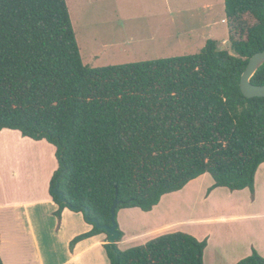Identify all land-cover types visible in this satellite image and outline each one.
<instances>
[{
  "label": "trees",
  "instance_id": "16d2710c",
  "mask_svg": "<svg viewBox=\"0 0 264 264\" xmlns=\"http://www.w3.org/2000/svg\"><path fill=\"white\" fill-rule=\"evenodd\" d=\"M224 5L233 53L208 39L197 53L96 67L83 63L66 0H0V130L55 147L49 193L57 216L88 209L111 225L114 199L117 213L150 211L205 173L214 181L208 191L254 192L264 163V97H246L240 78L264 50V0ZM251 82L264 85V63ZM89 223L70 246L105 233L109 264H204L205 239L175 231L120 249L119 228L110 242ZM236 264L264 257L254 250Z\"/></svg>",
  "mask_w": 264,
  "mask_h": 264
},
{
  "label": "crops",
  "instance_id": "0c3cea01",
  "mask_svg": "<svg viewBox=\"0 0 264 264\" xmlns=\"http://www.w3.org/2000/svg\"><path fill=\"white\" fill-rule=\"evenodd\" d=\"M222 22L225 23L226 19L223 18ZM7 132L21 134L18 130L5 128L0 130V135ZM26 138L49 151L50 164L45 165V182L39 196L15 198L12 196L15 195L14 190L7 191V183L8 175L16 177L18 169L15 166L5 168L6 159L9 162H17L22 157L44 159L45 152L41 148L19 143L7 147L0 140V258L3 264H109L104 247L108 242L105 233L81 239L73 247L70 246L76 236L90 231L93 226L80 211L64 208L60 216L55 214L58 204L49 193L50 180L58 166L55 147L44 139ZM207 174L191 180L173 194L168 193L172 194L171 200L188 207L193 199L197 206L200 204L198 199L201 203L207 202L209 211L206 215L182 216L166 222L154 219L153 224L130 234L124 219L119 216L121 210L128 208H122L116 218L118 228L123 232L122 239L117 242L118 247L129 248V241L142 244L161 231L160 234L168 232L170 226L198 240H206L204 264H236L254 250L264 257V200L260 198L261 188L264 187V163L256 171L253 193L248 188L230 190L227 187L208 191L214 181H210ZM165 195L150 211L145 212L154 214V210L166 199ZM223 204L226 207H222ZM180 211L183 212L182 206ZM156 229L161 231L155 232Z\"/></svg>",
  "mask_w": 264,
  "mask_h": 264
},
{
  "label": "rangeland",
  "instance_id": "374dc122",
  "mask_svg": "<svg viewBox=\"0 0 264 264\" xmlns=\"http://www.w3.org/2000/svg\"><path fill=\"white\" fill-rule=\"evenodd\" d=\"M66 2L83 63L89 66L193 54L199 52L208 39H215L218 48L233 53L227 24L222 22L226 17L224 0H66ZM0 140L6 143L3 145L7 147L19 143L41 148L45 152L44 159L22 157L17 162H9L6 159L5 168L15 166L18 169L16 177L8 175L7 191L14 190L15 195L12 196L21 199L39 196L45 182V165L50 164L49 151L33 144L18 132L0 135ZM207 175L210 181H213L211 175ZM172 194L165 195L166 199L154 210V214H148L138 208L121 210L119 216L124 219L129 233L148 227L154 223V219L166 222L182 216L187 218L191 215L192 217L206 215L209 211L207 202L201 203L198 199L197 202L200 204L197 206L193 199L191 206L188 207L184 203L171 200ZM192 195L195 198V195ZM260 198L264 200L263 186ZM181 206L183 212L180 211ZM222 207L226 205L223 204ZM169 228L168 232L179 231L170 226ZM160 231L161 229H156L155 232ZM150 239L147 238L146 242ZM129 242L127 247L140 245L137 244L138 241Z\"/></svg>",
  "mask_w": 264,
  "mask_h": 264
},
{
  "label": "water",
  "instance_id": "95a60500",
  "mask_svg": "<svg viewBox=\"0 0 264 264\" xmlns=\"http://www.w3.org/2000/svg\"><path fill=\"white\" fill-rule=\"evenodd\" d=\"M264 63V50L258 51L254 53L248 60L246 68L241 74L240 78V88L242 93L248 97H264V85L253 84L251 82L252 76L256 73L259 67ZM65 173V170L62 171V174ZM59 179V177H58ZM53 192L57 195L59 201L65 200L63 197V193L58 190V186L53 188ZM119 201L114 199L112 207H111V225L107 224H100L96 218L90 217V212L88 209H85L84 215L86 219L91 222L95 223L96 227L105 229L106 232L110 235L109 241L115 242L116 239L119 237L120 233L118 230V223H117V212L116 207Z\"/></svg>",
  "mask_w": 264,
  "mask_h": 264
}]
</instances>
